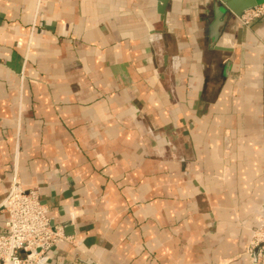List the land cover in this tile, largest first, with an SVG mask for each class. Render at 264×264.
Wrapping results in <instances>:
<instances>
[{"label": "crops", "instance_id": "0c3cea01", "mask_svg": "<svg viewBox=\"0 0 264 264\" xmlns=\"http://www.w3.org/2000/svg\"><path fill=\"white\" fill-rule=\"evenodd\" d=\"M14 167L66 236L45 264H248L264 18L243 27L212 0H0V204Z\"/></svg>", "mask_w": 264, "mask_h": 264}, {"label": "built area", "instance_id": "2783aa9c", "mask_svg": "<svg viewBox=\"0 0 264 264\" xmlns=\"http://www.w3.org/2000/svg\"><path fill=\"white\" fill-rule=\"evenodd\" d=\"M264 15V5L244 10L241 25ZM0 207L7 219L0 227V264H45L48 251L66 237L62 227L51 224L35 189L22 188L16 167L9 190Z\"/></svg>", "mask_w": 264, "mask_h": 264}, {"label": "rangeland", "instance_id": "374dc122", "mask_svg": "<svg viewBox=\"0 0 264 264\" xmlns=\"http://www.w3.org/2000/svg\"><path fill=\"white\" fill-rule=\"evenodd\" d=\"M261 18H264V15L253 19L246 26H242L250 28L255 21ZM256 249L257 251L254 257V252ZM244 254L248 264H264V193H262L261 208L256 215V223L252 228V235L245 247Z\"/></svg>", "mask_w": 264, "mask_h": 264}, {"label": "water", "instance_id": "95a60500", "mask_svg": "<svg viewBox=\"0 0 264 264\" xmlns=\"http://www.w3.org/2000/svg\"><path fill=\"white\" fill-rule=\"evenodd\" d=\"M159 1L161 4L164 5L165 0H159ZM260 5H264V0H212V11L213 14L216 16L223 15L225 12H230L234 16H239L244 10ZM62 243L63 242L57 243L48 251L46 255L47 259L49 258V254L52 251V249ZM256 251L257 249L254 252V257L256 255ZM40 263L41 261L35 264H40ZM86 264H96V263L90 261L89 263Z\"/></svg>", "mask_w": 264, "mask_h": 264}, {"label": "bare ground", "instance_id": "6f19581e", "mask_svg": "<svg viewBox=\"0 0 264 264\" xmlns=\"http://www.w3.org/2000/svg\"><path fill=\"white\" fill-rule=\"evenodd\" d=\"M237 17V20L239 21V18H238V16H236ZM239 23H240V21H239Z\"/></svg>", "mask_w": 264, "mask_h": 264}]
</instances>
